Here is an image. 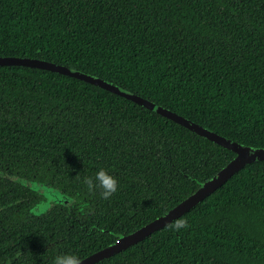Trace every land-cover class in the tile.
<instances>
[{"label":"trees","instance_id":"16d2710c","mask_svg":"<svg viewBox=\"0 0 264 264\" xmlns=\"http://www.w3.org/2000/svg\"><path fill=\"white\" fill-rule=\"evenodd\" d=\"M0 57L98 78L264 149V0H0ZM234 157L86 82L0 66V264L82 260L174 208ZM101 166L117 179L108 199L82 182ZM29 183L61 197L34 215L44 196ZM96 264H264V161Z\"/></svg>","mask_w":264,"mask_h":264},{"label":"water","instance_id":"95a60500","mask_svg":"<svg viewBox=\"0 0 264 264\" xmlns=\"http://www.w3.org/2000/svg\"><path fill=\"white\" fill-rule=\"evenodd\" d=\"M0 66H19V67L35 68V69L53 72L56 74H61L64 76H68L86 82L95 87L110 92L114 95H117L121 98H124L151 112H154L162 116L163 118H166L178 124L179 126H182L188 131L196 134L197 136L202 137L205 140L213 144H216L217 146L227 149L228 151L232 152L235 155V157L218 173H216V175H214L211 180L206 182L203 186H201L198 190H196L192 195H190L184 201L176 205L174 208H172L171 210H169L159 218L148 223L146 226L136 230L131 234L121 237L116 241V243L108 247H105L99 250L98 252H95L90 256L80 260V264H96L102 261L103 259L115 255L120 251L125 250L130 246L141 242L143 239L150 236L155 231L162 229L163 227L167 226L174 220L181 217L183 214L187 213L199 201L205 199L215 190L220 188L226 182L227 179L231 178L235 173H237L239 170H241V168H243L247 164H251L253 162H258V161H264V149L253 150L249 147L238 145L227 138L218 136L215 133L209 132L197 124H194L190 121L183 119L180 116H177L176 114L170 112L167 109H162L157 105L151 104L150 102L141 99L137 95H134L117 86L104 83L98 78L90 77L86 74L75 72L70 69L52 64L50 62H44V61L28 59V58L0 57ZM29 188L34 191H37L41 195H44V192L42 191L43 189L42 185L30 184ZM52 193L53 192H50L51 195ZM60 197H61L60 195L59 197H57V194H55L54 201L59 200Z\"/></svg>","mask_w":264,"mask_h":264},{"label":"clouds","instance_id":"9594fccd","mask_svg":"<svg viewBox=\"0 0 264 264\" xmlns=\"http://www.w3.org/2000/svg\"><path fill=\"white\" fill-rule=\"evenodd\" d=\"M83 184L89 191L96 190L103 199H108L117 191V179L105 167H98L91 176L83 178ZM185 226V221H176L174 227L179 229ZM52 264H80V258L73 253L58 254Z\"/></svg>","mask_w":264,"mask_h":264},{"label":"rangeland","instance_id":"374dc122","mask_svg":"<svg viewBox=\"0 0 264 264\" xmlns=\"http://www.w3.org/2000/svg\"><path fill=\"white\" fill-rule=\"evenodd\" d=\"M30 184H36V183H29ZM38 185V184H36ZM42 191L44 192V201L42 203H40L39 205H37L35 208L32 209V214L34 215H39L42 214L43 212L46 211V209L51 205V203L54 201L55 198V194H57V197H59V194L56 193L53 190H49L46 187L43 186ZM50 192H53L52 195L50 194Z\"/></svg>","mask_w":264,"mask_h":264}]
</instances>
